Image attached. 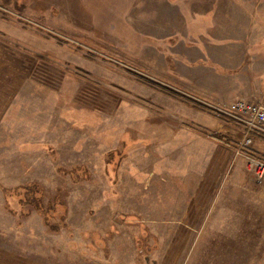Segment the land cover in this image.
Wrapping results in <instances>:
<instances>
[{
    "label": "rangeland",
    "instance_id": "obj_1",
    "mask_svg": "<svg viewBox=\"0 0 264 264\" xmlns=\"http://www.w3.org/2000/svg\"><path fill=\"white\" fill-rule=\"evenodd\" d=\"M239 98L264 0H0V264H264Z\"/></svg>",
    "mask_w": 264,
    "mask_h": 264
},
{
    "label": "built area",
    "instance_id": "obj_2",
    "mask_svg": "<svg viewBox=\"0 0 264 264\" xmlns=\"http://www.w3.org/2000/svg\"><path fill=\"white\" fill-rule=\"evenodd\" d=\"M215 107L217 116L228 119L241 132L237 154L246 159V168L264 185V103L243 98Z\"/></svg>",
    "mask_w": 264,
    "mask_h": 264
},
{
    "label": "trees",
    "instance_id": "obj_3",
    "mask_svg": "<svg viewBox=\"0 0 264 264\" xmlns=\"http://www.w3.org/2000/svg\"><path fill=\"white\" fill-rule=\"evenodd\" d=\"M216 139L220 141H225L226 139L224 136H215ZM39 184L37 183H28L24 186H20L18 189H11L7 191V196L8 199L11 200L10 198L12 196H15V198L19 202V206L24 205V202H29V203H35V206L37 208H41L43 210V205L40 202V198L43 195V193L40 191ZM22 208V207H20Z\"/></svg>",
    "mask_w": 264,
    "mask_h": 264
}]
</instances>
